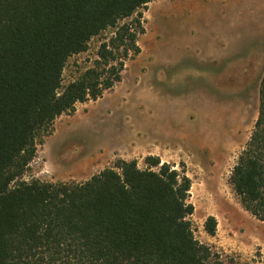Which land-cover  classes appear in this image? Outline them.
Wrapping results in <instances>:
<instances>
[{
  "label": "trees",
  "instance_id": "obj_1",
  "mask_svg": "<svg viewBox=\"0 0 264 264\" xmlns=\"http://www.w3.org/2000/svg\"><path fill=\"white\" fill-rule=\"evenodd\" d=\"M151 1L0 0V264H227L195 237L191 179L159 157L144 169L119 160L80 182L24 178L55 120L121 80L119 51H139L140 9ZM110 28L99 59L63 86L68 60ZM230 182L264 221V72ZM205 229L215 235L214 216Z\"/></svg>",
  "mask_w": 264,
  "mask_h": 264
},
{
  "label": "rangeland",
  "instance_id": "obj_2",
  "mask_svg": "<svg viewBox=\"0 0 264 264\" xmlns=\"http://www.w3.org/2000/svg\"><path fill=\"white\" fill-rule=\"evenodd\" d=\"M140 12L139 51H119L121 80L55 120L24 178L80 182L119 160L144 169L148 156L159 157L191 179L194 234L215 258L264 264V221L230 182L258 114L264 0H152ZM116 31L68 60L63 86L94 65ZM209 216L217 219L215 235L205 229Z\"/></svg>",
  "mask_w": 264,
  "mask_h": 264
}]
</instances>
